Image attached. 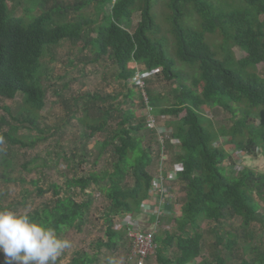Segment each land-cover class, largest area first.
Returning a JSON list of instances; mask_svg holds the SVG:
<instances>
[{
    "label": "trees",
    "instance_id": "1",
    "mask_svg": "<svg viewBox=\"0 0 264 264\" xmlns=\"http://www.w3.org/2000/svg\"><path fill=\"white\" fill-rule=\"evenodd\" d=\"M7 1L0 0V98L12 99L18 92L23 95L28 110L18 119L24 126L41 130L32 117L45 105L50 88L49 80L42 75L41 59L63 39L82 49L93 50V60H110L117 70L116 77L123 81L140 71L138 64L146 71L160 68L167 79L178 81L176 101L167 106H161L160 95L151 90L147 92L143 82L139 95L144 114L139 119L131 109L120 108V103L105 104L116 96L109 93L90 95L89 92L80 95L81 99L85 96L87 99L78 109L83 115L77 116L78 100L73 104L56 91L68 116L77 117L86 135L90 137L98 132L104 136L94 149L95 153L91 151L90 155L96 161L99 156L107 154L111 169L72 176L66 180L65 188L52 183L54 198L28 214L53 226L59 234L65 227L75 225L80 228L93 200L92 192L86 190L96 187L108 200L103 213L106 241L99 245L112 248L121 242L125 237V221L121 228H115V217L120 214H126V218L136 217L142 213V203L149 198L153 175L148 166L152 154L149 147L142 145L143 137L139 133L146 126L147 114L149 121H153L151 127L163 136L160 149L171 150L176 146L181 149V152L174 153V159L182 164V170L173 180L179 185L180 195L175 194L179 212L172 217L174 224L170 228L154 232L157 264H185L198 257L204 244V220L215 224L212 248L217 264L227 262L221 254L223 249L235 257L237 239L230 230L224 231V226L226 221L237 217L244 229L256 220L264 227V211L258 210L259 205L252 195L256 193L263 198L264 173L255 172L248 166L237 175L227 173L223 161L231 150L226 148L225 151L223 142L218 146L214 143L220 135L228 134L236 149L241 146L251 154L263 152L264 76L258 75L255 68L264 63V0H231L227 6L214 4L213 0L166 1L164 20L168 22L176 55L199 72L193 76L191 86L185 84L187 74L175 69L174 59L166 52L162 28L154 10L156 0H77L73 3L65 0H15L12 6ZM20 4L25 11L23 15L15 14ZM90 4L95 5L101 16L97 24H94L96 20L81 12ZM105 6L108 9L105 10ZM187 7L193 22L196 21L195 26L182 24ZM35 8L39 10L38 14L32 13ZM70 11L80 12L78 18L70 20ZM136 12L140 18L130 31ZM28 14H33L32 18L25 20ZM91 31L96 35L91 37ZM209 35L220 36L223 57L211 48ZM234 46L242 49L245 55L235 58ZM132 91L129 89L125 98H131ZM231 102L243 103L246 108L229 130L219 127L213 133L201 123L202 105H217L235 113ZM253 108L258 109L257 124L249 122L248 115ZM181 112H184L182 116ZM157 113L175 117L168 123L169 128L157 124ZM116 118L118 120L112 126L111 120ZM5 122V117L0 116V127ZM12 128L16 130V127ZM165 128L169 130L168 136L163 133ZM1 136L26 145L10 133L4 132ZM162 172L165 173L166 169ZM75 188L86 197L78 201L74 197ZM38 191L44 190L38 187ZM169 206L165 203L166 211ZM163 216L156 220L160 221ZM244 234L252 237L251 232ZM255 252L256 257H241L239 264H264V251L255 249ZM94 261L96 259L90 258L85 251H76L67 264Z\"/></svg>",
    "mask_w": 264,
    "mask_h": 264
},
{
    "label": "rangeland",
    "instance_id": "2",
    "mask_svg": "<svg viewBox=\"0 0 264 264\" xmlns=\"http://www.w3.org/2000/svg\"><path fill=\"white\" fill-rule=\"evenodd\" d=\"M13 1L15 0H8V5L12 6ZM65 1L73 3L77 0ZM166 1L156 0L154 6V10L157 12V20L162 28L161 36L167 54L174 59L175 69L182 71V74H187L185 84L191 86L193 76L198 75L199 72L197 69L189 67L190 65L187 62L181 61L176 55L173 37L169 33L168 22L164 20V13L167 12ZM213 2L214 4L227 6V3L231 0H213ZM107 7L105 6L104 9H108ZM189 11L190 9L187 7L181 20L182 24L184 26H195L196 21L193 22L192 14ZM81 12L84 16L96 20L94 24H97L101 17L97 14L94 4H90ZM32 13L38 14L39 10L35 8ZM15 14H25L22 4L16 7ZM33 14L26 15L24 19L30 20ZM79 14L80 12L70 11L72 17L70 20L77 19ZM139 18V13H134L130 31H133ZM90 35L91 37L95 36V31H91ZM209 43L211 48L216 49L218 55L223 57L219 47L221 43L220 36L209 35ZM80 48V46L71 44L69 40L63 39L52 49L53 51H47L41 59L43 64L42 75L46 76L50 83L45 105L32 115L36 119V125L41 130L31 129L20 123L21 121L18 118L28 110V105L23 101L21 93L18 92L12 99L0 98V116H4L6 120L0 127V208H9L18 213L32 212L35 208L50 202L54 198L52 183L57 184L60 188H65L66 180L72 176L83 175L92 170L101 172L104 169H111L110 157L107 154L99 156L96 161L90 155L91 151L98 148L99 141L103 140L104 136L98 132L90 137L86 135V130L77 117L68 116V111L56 91H60L61 96L69 99L73 104L76 103L74 100H78L80 105L75 107L77 116L83 115V112L78 109L87 99V96L81 99L80 95L89 92L90 95L109 93L116 96V98H109L105 104L120 103V108L124 110L131 109L138 119L143 117L144 112L139 95L143 82H145L144 88L147 92L151 90L160 95L161 106L175 103L178 81L167 79L160 72V68L146 71L143 65L138 64L137 67L140 71L128 81H123L116 77L117 70L110 60H93L95 57L93 50L89 48H81L80 50ZM232 51L234 57L238 59L245 55V52L236 46L233 47ZM255 72L260 76H264V63H259L255 68ZM129 89L138 91H132L131 98H125V94L128 93ZM231 103L234 112L236 110L235 113L217 105L212 107L208 104L202 105L200 109L201 123L213 133L219 127L229 130L235 123V119L237 120L241 116L243 108H246L243 103ZM257 110V108H253L248 115L249 122L252 124L258 123ZM183 114L184 112H181L180 116ZM149 118V115L146 114V126L139 133L143 137L142 145L151 149L152 161L148 166V171L153 176H157L158 172L161 171V167L162 171L168 169L169 172L171 167L176 165L177 161L174 159V153L181 152V149L177 146L171 150L160 149L161 136L157 134L155 128L151 127L153 125ZM155 118L160 127L165 126L167 128H169L168 123L175 119L174 116L159 113L155 115ZM151 119L153 120V117ZM117 120L118 118L111 120L112 126ZM12 127H16V130H13ZM167 128H165V131H169ZM4 132L10 133L13 138L25 142L26 145L8 141L1 136ZM220 136L225 151L226 148L234 147L230 135ZM237 138L239 139V137ZM237 147L242 149L241 151L244 150L242 156H239L241 152L236 154L231 152L223 161L227 173L237 175L245 166L252 168L255 172L264 173V157H259L260 154H251L245 151L247 148ZM239 149H236V151H239ZM261 149L264 152V145L261 146ZM160 153H162V156H160ZM262 155L264 156V153ZM33 181H36V183ZM172 185L174 193L180 195L178 181L173 182ZM38 187L44 191L39 192ZM88 191L92 192L93 200L87 211L86 221L80 228L75 225L69 226L65 227L60 233L63 238L71 241L72 246L65 250L58 264H67L76 251H85L90 258L96 259L90 264H111V262H115V264H133L127 260L131 248L129 240L124 239L125 237L112 248L99 245L102 241H106V223L103 219V213L108 200L105 193L100 192L96 187L88 188L86 192ZM252 195L259 205L258 210L264 211V196L260 198L256 193H252ZM74 197L80 201L86 195L75 188ZM125 219L126 214L116 216L114 227L121 228V224ZM171 219L173 218L171 217L167 222V228L174 224ZM202 223V230L215 226L213 222L205 220ZM226 223L224 231L230 230L232 234H235L238 243L235 249V257L229 254L226 249L222 250L221 254L227 259L226 264H239L241 257L246 259L256 257L255 249L264 251V227L257 220L246 226L247 229L241 227L240 220L237 217L226 221ZM247 231L252 233V237L244 234ZM224 235L227 237L226 233ZM209 239H215L213 231L208 233L204 242L205 247L210 251L212 248L207 243ZM254 246L256 248L253 249ZM2 260L3 257L0 256V261ZM146 262L147 264H157L154 254L149 256Z\"/></svg>",
    "mask_w": 264,
    "mask_h": 264
},
{
    "label": "clouds",
    "instance_id": "3",
    "mask_svg": "<svg viewBox=\"0 0 264 264\" xmlns=\"http://www.w3.org/2000/svg\"><path fill=\"white\" fill-rule=\"evenodd\" d=\"M71 246L56 228L27 212L0 208V264H58Z\"/></svg>",
    "mask_w": 264,
    "mask_h": 264
},
{
    "label": "built area",
    "instance_id": "4",
    "mask_svg": "<svg viewBox=\"0 0 264 264\" xmlns=\"http://www.w3.org/2000/svg\"><path fill=\"white\" fill-rule=\"evenodd\" d=\"M150 122H152L153 125V121ZM162 131L164 130H161V132ZM163 133L168 136L169 131H164ZM162 139L163 136H161V140ZM172 141L175 143L179 142L178 139H172ZM222 142V140L218 139L214 145L218 146ZM228 150H231L230 153L234 152L235 154L241 152L239 156H242L243 151L241 150L236 151L234 147H230ZM181 170L182 164L180 162H177L174 167H171L169 172L168 169H166V172L163 173L161 167V171L158 172L159 174L152 178L151 186L148 189L149 198L141 205L142 212H149L154 214L157 218L165 215L167 212L164 207L165 203L172 205V201H175L172 183L176 173ZM124 227L125 238L129 240L131 248L127 255V260L133 264H147L146 259L154 254L157 247L154 231L142 230L139 226V222L134 216H128L125 219Z\"/></svg>",
    "mask_w": 264,
    "mask_h": 264
},
{
    "label": "crops",
    "instance_id": "5",
    "mask_svg": "<svg viewBox=\"0 0 264 264\" xmlns=\"http://www.w3.org/2000/svg\"><path fill=\"white\" fill-rule=\"evenodd\" d=\"M262 154L263 152L260 153L259 157L261 156L264 157ZM169 207L170 209L165 213V215L160 219V221L159 219L158 221L156 220L157 217L154 214H151L149 212H142V213L139 212V214H137L135 218L139 222L140 228L142 230H153L155 233H157L161 228L164 229L166 225H168L167 222L169 221V219L171 217L176 216L177 213L179 212V206L175 201L174 202L172 201V205L170 204ZM213 227L207 230L206 229L203 230V234H204L203 243L205 242L209 232L213 231L215 234V230ZM160 233L161 232H159L158 234ZM214 242H215V239L214 240L209 239L207 243H209V246L212 248V245ZM215 257H216L215 251L213 250V248L209 251L207 250V247H205V244H203V249H202L201 254L195 259L190 260L189 262L185 264H217Z\"/></svg>",
    "mask_w": 264,
    "mask_h": 264
}]
</instances>
